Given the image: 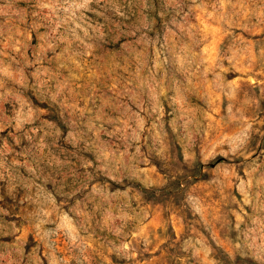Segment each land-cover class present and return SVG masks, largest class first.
Listing matches in <instances>:
<instances>
[{
	"label": "rangeland",
	"instance_id": "obj_1",
	"mask_svg": "<svg viewBox=\"0 0 264 264\" xmlns=\"http://www.w3.org/2000/svg\"><path fill=\"white\" fill-rule=\"evenodd\" d=\"M0 264H264V0H0Z\"/></svg>",
	"mask_w": 264,
	"mask_h": 264
}]
</instances>
